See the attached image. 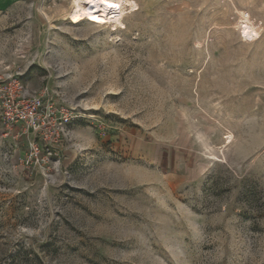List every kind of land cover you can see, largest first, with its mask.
<instances>
[{
	"label": "rangeland",
	"instance_id": "374dc122",
	"mask_svg": "<svg viewBox=\"0 0 264 264\" xmlns=\"http://www.w3.org/2000/svg\"><path fill=\"white\" fill-rule=\"evenodd\" d=\"M90 1L0 0V81L73 114L0 115V264H264V0Z\"/></svg>",
	"mask_w": 264,
	"mask_h": 264
},
{
	"label": "built area",
	"instance_id": "2783aa9c",
	"mask_svg": "<svg viewBox=\"0 0 264 264\" xmlns=\"http://www.w3.org/2000/svg\"><path fill=\"white\" fill-rule=\"evenodd\" d=\"M0 106L6 128L20 123L26 131L37 134L45 146L68 133L67 126L73 117L66 105L52 99L47 87L31 88L13 74L0 81ZM31 148L37 154L38 144L33 142Z\"/></svg>",
	"mask_w": 264,
	"mask_h": 264
},
{
	"label": "bare ground",
	"instance_id": "6f19581e",
	"mask_svg": "<svg viewBox=\"0 0 264 264\" xmlns=\"http://www.w3.org/2000/svg\"><path fill=\"white\" fill-rule=\"evenodd\" d=\"M112 1L113 0H104V2H102V0H91L90 1V6L94 10L97 18L104 21L105 18L107 17V15H109V14L111 16L115 17L116 14L113 15L111 7L109 6V4ZM75 2H76V7L72 13V16H73L74 20H77L79 18V16L86 10V0H75ZM126 2H129V1L126 0ZM90 19H92V21L94 20L91 17H90Z\"/></svg>",
	"mask_w": 264,
	"mask_h": 264
},
{
	"label": "snow or ice",
	"instance_id": "6c2138e0",
	"mask_svg": "<svg viewBox=\"0 0 264 264\" xmlns=\"http://www.w3.org/2000/svg\"><path fill=\"white\" fill-rule=\"evenodd\" d=\"M102 2H104V0H102ZM110 6H113L114 7L115 5H110Z\"/></svg>",
	"mask_w": 264,
	"mask_h": 264
}]
</instances>
